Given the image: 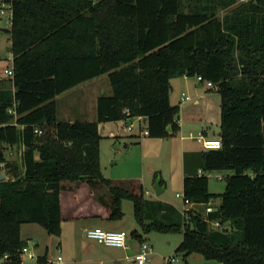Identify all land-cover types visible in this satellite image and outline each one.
Here are the masks:
<instances>
[{
    "label": "trees",
    "instance_id": "obj_1",
    "mask_svg": "<svg viewBox=\"0 0 264 264\" xmlns=\"http://www.w3.org/2000/svg\"><path fill=\"white\" fill-rule=\"evenodd\" d=\"M7 1L12 75L0 79V254L25 264L23 224L59 237L61 193L78 182L105 189L96 200L109 220L121 219L129 200L139 230L130 235L139 242L151 232L180 234L181 258L264 264V0ZM104 74L111 93L97 99L96 121H58L54 98ZM181 76H201L220 94V148L194 154L200 175L183 160L182 199L198 207L183 215L141 187L104 178L98 133L99 123L140 117L148 137L177 135L180 111L169 91ZM13 104L16 118L7 112ZM20 146L18 166L5 152ZM219 172L224 190L211 194L208 175ZM215 221L226 228L214 229Z\"/></svg>",
    "mask_w": 264,
    "mask_h": 264
},
{
    "label": "crops",
    "instance_id": "obj_2",
    "mask_svg": "<svg viewBox=\"0 0 264 264\" xmlns=\"http://www.w3.org/2000/svg\"><path fill=\"white\" fill-rule=\"evenodd\" d=\"M1 29H6V26L1 27ZM7 41L9 48V37ZM9 70H11V63ZM7 72L3 73L5 76H0V79L10 76ZM103 76L107 77V74L80 83L56 96L54 102L56 103L57 120L60 122H95L97 99L102 95L106 96L111 93L108 78L107 82L106 80L101 82L99 80ZM169 93L170 104L178 107L180 111L178 121L180 131L175 136L163 137L162 139L143 135L141 129L139 134L131 132L130 139L124 147V152L129 153L127 156L129 161L128 164L123 162L125 166L122 169L118 166L119 162L113 160L114 151L121 150L119 139L127 136V130L132 131V127L130 130L128 129V126L132 125L129 124L130 120L98 124V133L101 137L100 153L106 151L112 158L109 163L111 170L108 176H104L102 170L101 172L103 177L109 179L114 186L134 189L135 191L141 187L146 198L169 203L182 213L183 210H197L198 208L193 204L184 203L182 199V180L185 175L183 160L185 156H188L190 162L188 173L199 174L202 170L201 167L199 168L194 154L203 150V147L197 143L196 138L200 136L203 140L219 139L220 94L216 92L215 87L208 88L196 78L186 76L171 79ZM63 105L67 108H64ZM60 116L62 117L61 120L59 119ZM135 120L140 124H145L146 129V123L142 118L138 117ZM114 142L117 144L112 146ZM9 150L11 151L8 154L12 153V160L8 159L20 166L23 148L21 146L18 149L12 147ZM16 150L18 152H15ZM16 153H18L17 156ZM14 156L18 157L17 161L14 160ZM147 159L149 162L145 164ZM152 176L155 180L151 179ZM219 177L221 179V176ZM157 179L161 191L158 195L151 190ZM77 186L78 188H76ZM224 186H221L219 191L211 190L210 186L208 189L211 194L219 195L223 192ZM80 190L90 194V202L85 201V196L78 197L77 194ZM65 191L71 194H73L72 191H76L71 202L80 204L82 208H76L66 215L60 196L62 223L59 237L48 235L43 228L41 230L36 226L25 228L26 226L21 225L20 227V238L27 242V246L35 258L34 264L38 258L54 261L57 256H61L60 264H124L127 261L135 263L134 257L138 252L139 243L130 234L133 231L139 232V230L133 217L132 208L126 207L125 209L123 200L121 203L122 218L112 221L108 219L109 211L93 199L91 190L85 183L73 185ZM176 198L179 201L175 200ZM84 201L86 207L82 206ZM219 204L218 198L213 199L206 209L214 210L219 207ZM206 213L208 212L206 211ZM90 228L126 232V248L108 247L86 238L84 232ZM179 240L174 248V253L181 243V237ZM215 263L219 264L218 262Z\"/></svg>",
    "mask_w": 264,
    "mask_h": 264
},
{
    "label": "rangeland",
    "instance_id": "obj_3",
    "mask_svg": "<svg viewBox=\"0 0 264 264\" xmlns=\"http://www.w3.org/2000/svg\"><path fill=\"white\" fill-rule=\"evenodd\" d=\"M246 0H239V2H244ZM229 10L226 11H222L219 12V16H222L225 12H228ZM6 26V29H1V27ZM8 23L5 21L4 18L0 17V76H5L4 74L9 70L10 67V63H11V55L9 52V48H8V33L6 32V30L8 29ZM3 69V70H2ZM4 73V74H3ZM100 82L103 80H106L107 82V77L103 76L101 77V79H99ZM105 82V81H104ZM109 87V85H108ZM110 88V87H109ZM104 89V88H103ZM64 106V105H63ZM64 108H67L66 106H64ZM63 108V109H64ZM59 119L61 120L62 117L60 116ZM179 119H180V115H179ZM132 124V131H128L127 130V136H124L122 138L119 139L120 145H121V150H115L114 151V162H119L118 166L119 168H123L125 166V163L128 164L127 160V156L129 155V153H125L124 152V147L125 144L129 141V136L132 133H136L139 134V130H143L145 129V124L143 123H139L138 121L134 119H131L129 124ZM107 142V141H106ZM117 143H112L113 145H116ZM128 147H130V145H128ZM11 150H9V148H7L6 152H5V156L6 159H11V155L12 153L8 154V152H10ZM15 152H18V150H16ZM18 155V153H16V156ZM15 158L14 160L17 161L18 157H13ZM8 159V160H9ZM111 157L110 155L106 152V151H102L100 153V167L101 170L103 171L104 176H108L109 171L111 170L110 168V161H111ZM147 162H149V159L146 160L145 164H147ZM166 164V162H165ZM167 169V166H165ZM167 175V173H166ZM219 176H225V173L219 172V173H211L208 175V184L211 188V190L214 191H219V189L221 188V186H224V180L223 179H217ZM153 180L154 177L152 176ZM151 186V184H150ZM151 190L153 191V193L155 194L154 191V185H152ZM73 194H71L70 192H62L61 195V199H62V205L64 210L68 211L66 213V215L70 214L69 212L73 211L76 208L81 209V205H77L75 202H71L72 197L74 196L76 191H72ZM92 196L94 197L93 199L96 200V197L98 194H104L105 189L101 190L99 193L96 192H92L90 191ZM168 193V192H167ZM78 197L81 198L82 196H85V201L90 202V194L89 193H84V191L80 190L78 192ZM174 195V194H172ZM175 200H178V198H176ZM82 204L83 207H86V203ZM97 202V201H96ZM99 204V203H98ZM123 207L126 209L127 208H132V203L129 200H124L123 201ZM24 226H26L25 228H28L29 226H36L37 228H41L39 225H35V224H23ZM35 228V227H34ZM181 235L180 234H159L156 232H151L147 235L143 236V242H139L136 240V242L139 243L138 246H140V244L145 243L148 244L149 246H151V252L148 256V260L146 261L145 264H167L166 260L167 258H170L173 256V258L176 260L174 263H170V264H217L215 263L216 261H207L204 258H202L200 255L198 254H189L186 255L184 258H181L180 254L178 253H174V248L177 245V243L180 241ZM139 251V249H138ZM138 253V252H137ZM35 262V258L33 260H28L26 259L25 264H34ZM114 264V263H112ZM124 264H136L131 262H126Z\"/></svg>",
    "mask_w": 264,
    "mask_h": 264
},
{
    "label": "built area",
    "instance_id": "obj_4",
    "mask_svg": "<svg viewBox=\"0 0 264 264\" xmlns=\"http://www.w3.org/2000/svg\"><path fill=\"white\" fill-rule=\"evenodd\" d=\"M0 17L4 18L5 21L10 26L11 19H12V4L10 1L7 0H0ZM8 75H12V71L8 70ZM199 80V82L202 81V77L198 76L196 78ZM208 88H213V84L211 82L205 81L203 83ZM186 99H189V97H186ZM15 105L13 104L12 107H10L7 112L9 114H13L16 118L15 114ZM132 125L128 126V129L130 130ZM35 132L40 135L41 130H35ZM141 134L148 135L147 130H142ZM197 143L201 144V147L205 150H218L220 148V141L218 140H203L200 136L196 138ZM1 168H3V164L0 165ZM201 174V171L199 172V175ZM218 180L220 179L217 178ZM184 203L188 204L186 201ZM186 210H183L182 215L185 213ZM207 212L212 211L211 208L206 209ZM211 226L214 229H221L224 230L226 226L221 225L218 221L211 222ZM84 235L86 238L95 241L98 244L108 246V247H119V248H126V237L127 234L124 231L119 232H113V231H105L101 228H90L85 230ZM151 252V248L148 244L142 243L139 246V251L134 257V262L136 264H145V262L148 260V256ZM20 255L24 259V263L26 259L32 260L34 258V255L31 253L30 249L26 245L21 249L19 252ZM176 261L173 257L167 258L166 263H172ZM61 263V256H57L54 261H46V264H60ZM0 264H10V255L9 254H0Z\"/></svg>",
    "mask_w": 264,
    "mask_h": 264
},
{
    "label": "water",
    "instance_id": "obj_5",
    "mask_svg": "<svg viewBox=\"0 0 264 264\" xmlns=\"http://www.w3.org/2000/svg\"><path fill=\"white\" fill-rule=\"evenodd\" d=\"M167 130H169V128H167ZM117 149H118V146H117ZM0 154H1V150H0ZM0 179L1 180L5 179L3 172H0ZM77 184H78V182L75 185H77ZM154 190H155L157 195L159 194V192H161L159 189V180L158 179L154 183Z\"/></svg>",
    "mask_w": 264,
    "mask_h": 264
}]
</instances>
